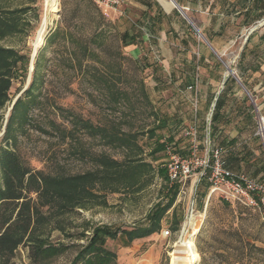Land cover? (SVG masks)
Returning <instances> with one entry per match:
<instances>
[{
    "label": "rangeland",
    "instance_id": "rangeland-1",
    "mask_svg": "<svg viewBox=\"0 0 264 264\" xmlns=\"http://www.w3.org/2000/svg\"><path fill=\"white\" fill-rule=\"evenodd\" d=\"M181 1L189 19L203 34L201 25L208 24L209 19L194 1ZM167 2L172 3L169 13L160 6L165 14L158 11L159 16L154 18L149 11L151 0H129L118 12L105 10L90 0H60L58 14L49 16L51 24L34 67L31 62L29 66V71L31 66L35 70L36 61H39L38 80L42 88L36 91L40 104L30 112V125L17 133V155L25 167L46 176L69 177L97 170L96 159L100 156L126 164L129 159L141 158L151 163L148 153L153 141L147 140L146 132L153 128L157 117H165L168 121L156 134L166 144L172 138L175 148L185 157L192 152L186 131L196 125L198 155H207L210 145L208 137L202 139V133L204 128L208 131V116L214 97L222 91L227 69L224 65L223 70L216 65L211 57L214 53L203 38L173 2ZM45 5L46 0H0L1 14L28 9L26 14L16 16L19 33L6 38L1 45L31 59L37 35L47 16ZM234 19L226 24L223 35L218 36L216 52L235 71L236 77L248 84L254 104L250 99L244 104L246 93L234 79L235 83H230L227 91L226 120L220 125L212 148L225 147L229 162L230 158H238L229 164L234 172L264 181V143L257 136L260 119L264 118V68L258 72L253 69L258 60L264 59V43L259 39L264 34V25L242 56L250 30L262 20L247 28L242 18ZM125 33L137 38L135 44L124 43ZM204 38L210 43L206 36ZM199 55L205 58L200 64ZM34 70L31 82L28 75L27 80L15 83L10 91V102L0 111L5 116L4 127L0 128V143L7 115L14 101L29 88ZM253 105L257 108L254 118L242 120L240 113L246 106ZM85 126L133 134L137 136V147L127 151L109 145L101 135L92 134ZM232 139L236 142L234 146L221 144L223 140ZM243 155L246 160L241 162ZM166 165L164 153L153 163L156 169ZM198 177L189 179L186 194L177 197L175 203L185 219ZM148 179L143 176L139 181L147 183ZM164 184L156 174L153 182L141 191L108 193L107 207L93 206L63 216L74 238L53 230L49 232V240L54 244L85 245L87 240L82 233L87 229L89 237L93 225L123 229L143 225L151 209L161 200ZM209 186L208 180L203 179L196 195L195 211L204 214L198 218L200 231L194 240L200 255L197 264H203L200 243L206 249L207 262L204 264H233L240 254L247 255L240 264H264V217L217 196L209 199ZM171 224L172 213H169L159 234L137 240L129 247L121 240L109 241L107 247L118 255L119 264H171L170 255L181 231V227L173 231ZM166 231H170L171 236L165 237ZM76 254L77 249L73 247L51 262L40 264H71ZM0 264L39 263L34 261L30 246L25 242L12 257L0 254Z\"/></svg>",
    "mask_w": 264,
    "mask_h": 264
},
{
    "label": "trees",
    "instance_id": "trees-1",
    "mask_svg": "<svg viewBox=\"0 0 264 264\" xmlns=\"http://www.w3.org/2000/svg\"><path fill=\"white\" fill-rule=\"evenodd\" d=\"M176 1L182 5L181 0ZM234 8H239V10L234 12ZM27 12L28 9L19 12L10 11L6 14L0 13V111L6 108L7 103L10 102V91L15 83L27 80L29 75L30 56L21 55L15 49L1 45V42L6 38L19 33V19L16 16L18 13L26 14ZM226 12L228 16L236 13L237 18L243 19L244 27L248 28L254 23L264 20V0H238L235 4H231ZM189 29L193 32L192 28ZM223 31L221 30L218 36H222ZM258 33L259 31L256 30L248 36L242 56ZM136 39L129 33L123 35V41L126 45L135 44ZM259 39L260 42L264 43V34L259 36ZM209 41L214 50L218 51L213 39L209 38ZM211 57L215 59L216 65L223 70L224 64L217 60L214 54H211ZM204 61V56L199 55L198 63ZM263 64L264 59L258 60L253 67L254 71H261ZM38 65L39 61L37 60L32 83L10 112L5 133L0 143V254L4 257L7 255L12 257L15 251L26 242L30 246L32 258L39 264L51 262L73 247L77 249V254L71 264H119L118 255L107 247L109 241L121 240L125 247H129L137 240L159 234L169 213H172L171 228L175 232L178 231L185 220V216L179 214L178 208L175 206L180 185L174 184L170 187L167 182L166 166L158 169L153 166V163L158 162L159 154H165L166 143L161 136L156 134L157 130L162 129L161 125L167 123L168 120L165 117H157L155 123L152 124L153 128L146 132L147 140L153 141L148 153V156L151 157V163L141 158L139 160L129 159L126 164L108 156H100L96 159L97 170L69 177L46 176L40 171L31 170L23 165L17 155V133L25 131L30 125V112L40 104L39 96L36 94V91L42 88V84L38 80ZM230 83H235L234 78L230 77L224 85L218 96L208 131L204 128L202 133V139L205 140L208 137L210 149H224L223 157L228 169L232 167L229 165L230 162L237 161L238 158H230L229 162L225 156V147L212 148V142L219 132L220 125L226 120L224 110ZM241 83L252 95L248 84L245 81H241ZM191 87L193 89L192 85ZM249 99L252 102V96L250 98L244 94V104L247 105ZM246 107L240 115L243 117L242 120L251 121L257 108L255 105ZM154 116L157 115L154 114ZM4 117L3 114H0V128L1 126L4 127ZM87 127L85 126L92 134L101 135L109 145L127 151H133V147H137V136L133 134L127 135L117 131L108 132L92 126ZM169 140L170 143L167 144L173 143L172 138ZM221 144L234 146L236 142L233 139L223 140ZM232 149L234 148L232 147ZM176 152L185 157V154L179 152L178 149ZM245 155L247 156V154ZM245 155L239 161L244 162L246 160ZM156 174L165 183L163 196L151 209L143 225L133 229L93 225L89 237L86 236L87 229L82 233V237L87 240L85 245L54 244L49 240V232L53 230H59L65 235L64 237L74 238L75 235L68 232L70 227L67 226V220L63 216L73 211L90 209L93 206L107 207L108 193L116 194L125 190L141 191L153 182ZM143 176L149 178L147 183L139 181ZM45 209L47 210L45 211ZM250 247L253 246L250 245ZM199 250L204 264L207 262L206 249L201 243ZM218 256L216 254V257ZM246 256V254H240L233 264H240Z\"/></svg>",
    "mask_w": 264,
    "mask_h": 264
},
{
    "label": "built area",
    "instance_id": "built-area-1",
    "mask_svg": "<svg viewBox=\"0 0 264 264\" xmlns=\"http://www.w3.org/2000/svg\"><path fill=\"white\" fill-rule=\"evenodd\" d=\"M96 5L105 10L118 12L121 8L128 4L129 0H90ZM165 10L162 0H156ZM172 1V0H164ZM166 11V10H165ZM197 33V32H196ZM197 35H199L197 33ZM200 37V35H199ZM192 89V87H191ZM264 118L261 117L259 122V136L264 143ZM186 137L190 139L191 155L182 157L176 152L175 144H166L165 154L167 156V176L170 187L174 184L180 185L178 197L186 194V188L190 178L198 177V183L195 186L194 198L191 200L186 219L181 226L180 239L185 237L196 239L198 233L190 232L188 218L190 214H196V218H200V213L196 210V192L198 186L203 179H207L209 183V199L212 196H217L224 202L235 205L244 206L258 212L264 217V181L256 180L246 174L236 173L226 167L224 160V149H210L206 156L199 157L198 149V130L197 126L193 125L186 131ZM170 231L164 233L165 237L171 236ZM195 244V243H194ZM198 251V250H197Z\"/></svg>",
    "mask_w": 264,
    "mask_h": 264
},
{
    "label": "bare ground",
    "instance_id": "bare-ground-1",
    "mask_svg": "<svg viewBox=\"0 0 264 264\" xmlns=\"http://www.w3.org/2000/svg\"><path fill=\"white\" fill-rule=\"evenodd\" d=\"M172 2L175 4L173 0ZM45 6H46V11H47V16L37 35V38L34 44L33 56L34 55L37 56L38 51L44 45L45 37L47 34V29L49 25L51 24V21L49 20V16L50 15L56 16V14H58L60 0H46ZM175 7H176V4H175ZM262 129L264 132L263 127ZM199 215H200V218L204 217L203 213H200ZM188 226H190V232L193 231V234H196L200 231L199 219L196 218V214H190L188 218L187 227ZM170 256H171V264H197L200 261V255L198 254L197 247L194 244L193 239L189 237H185L179 240L175 244L174 251L171 253Z\"/></svg>",
    "mask_w": 264,
    "mask_h": 264
},
{
    "label": "crops",
    "instance_id": "crops-1",
    "mask_svg": "<svg viewBox=\"0 0 264 264\" xmlns=\"http://www.w3.org/2000/svg\"><path fill=\"white\" fill-rule=\"evenodd\" d=\"M237 1L238 0H194V4L196 6H199V8L201 9L204 16H206L209 19L208 24H205L204 26L201 25L202 26L201 30L203 33L202 35L206 36L208 38V40H209V38L213 39V43L215 45L218 44V42H217V40L219 38L218 35L221 32V30L225 31L226 30V24L229 25L231 22H233L235 20L234 18L236 17V13H233L231 16H228L226 11L229 8V6H231V4H235ZM151 2H152V6L149 9V11H151V13H152L151 15H153V17L155 18L156 16H159L158 11H162V9L160 7L161 6L160 3L157 2L156 0H151ZM161 2L163 4L165 10L169 13L170 5H172V3H169V2L164 1V0H162ZM167 3H169V4H167ZM238 10H239V8H234V12H236ZM167 15H169V14H167ZM224 31H223V33H224ZM198 45H199V47L202 46V45H200V43ZM212 48H213V46H212ZM258 59H260V57ZM263 68H264V64L261 67V70H263ZM241 174H243V173H241Z\"/></svg>",
    "mask_w": 264,
    "mask_h": 264
},
{
    "label": "water",
    "instance_id": "water-1",
    "mask_svg": "<svg viewBox=\"0 0 264 264\" xmlns=\"http://www.w3.org/2000/svg\"><path fill=\"white\" fill-rule=\"evenodd\" d=\"M176 4V9L178 10V12L188 21V23L194 28L195 32H197L201 38H203V40L205 41V43L209 46V48L213 51V53L217 56V58L224 64V66L226 67L227 69V72L226 74L224 75L223 77V82H222V90L224 88V85L226 84V82L228 81V79L230 77L234 78L238 83L239 85L242 87V89L245 91V93L251 98V95L249 93V91L245 88V86L241 83L240 79H238L236 77V73L233 69H231L227 64H225L222 60H221V57L219 56V54L212 48V46L210 45V43L203 37V35L201 34V32L195 27V25L191 22V20L189 19L188 15L186 14L185 10L175 1L173 0ZM264 25V20H262L261 22H259L255 27H253L250 32H249V35H251L253 32H255L256 30H258L261 26ZM35 55L31 57V65L33 66L34 64V60H35ZM32 66L30 67V73H29V78H30V82H31V74L33 73V70L34 68H32ZM34 67V66H33ZM221 92H219L214 101H213V104H212V107H211V111H210V114L208 116V127L210 126L211 124V120H212V115H213V111L215 109V105H216V102H217V99H218V96L220 95ZM21 96V95H20ZM20 96L14 101L8 115H7V121H6V126H7V123H8V118L10 116V112L12 111L14 105L16 104V102L18 101V99L20 98Z\"/></svg>",
    "mask_w": 264,
    "mask_h": 264
}]
</instances>
